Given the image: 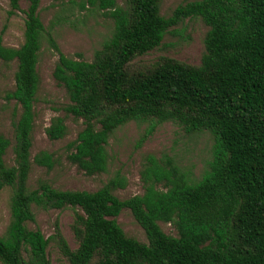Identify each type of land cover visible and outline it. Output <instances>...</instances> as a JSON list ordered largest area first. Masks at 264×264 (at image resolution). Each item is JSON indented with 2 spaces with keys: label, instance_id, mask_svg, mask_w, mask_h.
Listing matches in <instances>:
<instances>
[{
  "label": "trees",
  "instance_id": "obj_1",
  "mask_svg": "<svg viewBox=\"0 0 264 264\" xmlns=\"http://www.w3.org/2000/svg\"><path fill=\"white\" fill-rule=\"evenodd\" d=\"M19 1L8 0L10 14L20 10ZM26 1L22 43L5 45L0 31V60L16 61L14 89L5 96L20 107L12 165L4 162L11 142L0 133V189H11L0 263L52 264L53 244L68 264H264V0H185L168 16L160 14V0H82L80 9L100 11L113 23L90 61L60 52L39 17L40 0ZM192 17L209 27L198 64L170 56L134 61ZM43 39L58 51L53 76L69 99L63 109L83 121L69 143L72 164L87 175L105 172L116 128L147 123L140 145L156 125L170 121L188 133H210L211 158L200 178L192 181L170 156L148 153L140 170L143 192L125 199L113 193L126 185L119 174L93 191L60 189L43 179L30 188L32 163L46 169L56 163L47 150L30 155ZM66 130L61 116L45 128L50 139ZM32 205L72 208L76 247L57 226L49 237L28 228ZM124 208L143 228L146 243L117 223ZM159 221L172 224L176 235L165 233Z\"/></svg>",
  "mask_w": 264,
  "mask_h": 264
},
{
  "label": "rangeland",
  "instance_id": "obj_2",
  "mask_svg": "<svg viewBox=\"0 0 264 264\" xmlns=\"http://www.w3.org/2000/svg\"><path fill=\"white\" fill-rule=\"evenodd\" d=\"M40 0L38 14L44 26L50 31L58 50L75 59L90 61L95 49L107 38L112 30L111 18L100 11L80 9L82 0ZM119 5L124 0H116ZM185 0H160L159 12L164 16ZM20 10L10 14L8 0H0V31L3 43L18 47L23 41L24 13L27 1H19ZM200 17L185 19L174 25L164 34L159 46L134 59L140 63H152L161 56H170L191 64L200 62L204 52V37L208 30ZM58 60V51L43 39L38 54L37 72L39 83L34 101V120L32 129L31 160L35 153L47 150L56 158L55 165L46 169L32 163L28 177V186L33 188L39 179L48 181L52 186L69 190L93 191L101 187L110 177L119 174L126 179L124 187H118L113 193L120 199L143 192L140 170L144 155L150 153L156 157L170 156L187 176L195 181L200 178L211 158L212 137L209 132H185L177 124L165 121L156 125L154 130L138 145L139 138L145 132L147 123L129 121L116 128L108 138V166L105 172L87 175L68 158L69 143L83 127L81 118L67 114L63 107L69 102L63 86L57 83L53 70ZM16 61L4 63L0 60V133L11 142L4 155L7 165L13 164L12 145L14 143V124L20 113V107L13 99H7L6 93L14 89ZM55 116H61L66 125V134L59 139H50L45 128ZM11 189H0V234L9 221V197ZM33 219L26 222L30 229H39L49 237L58 227L71 248L76 242L71 230L73 209H42L32 205ZM126 235L141 242H147L143 228L135 221L131 211L124 208L115 217ZM162 230L176 235L172 224L159 221ZM48 255L52 264H68L53 244L48 245ZM1 264V263H0Z\"/></svg>",
  "mask_w": 264,
  "mask_h": 264
}]
</instances>
